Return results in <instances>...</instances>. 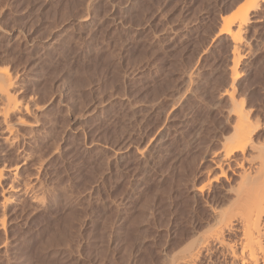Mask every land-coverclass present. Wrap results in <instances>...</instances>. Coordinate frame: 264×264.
Instances as JSON below:
<instances>
[{
  "label": "rangeland",
  "instance_id": "1",
  "mask_svg": "<svg viewBox=\"0 0 264 264\" xmlns=\"http://www.w3.org/2000/svg\"><path fill=\"white\" fill-rule=\"evenodd\" d=\"M243 1L0 0V64L44 105L34 143L6 156L29 157L30 186L5 210L0 264H169L208 230L235 102L264 126L263 3L236 68L222 31ZM223 252L198 264H232Z\"/></svg>",
  "mask_w": 264,
  "mask_h": 264
},
{
  "label": "bare ground",
  "instance_id": "2",
  "mask_svg": "<svg viewBox=\"0 0 264 264\" xmlns=\"http://www.w3.org/2000/svg\"><path fill=\"white\" fill-rule=\"evenodd\" d=\"M263 1L245 0L229 18H224L222 31L233 34L234 46L236 44L235 51L233 49L235 68L236 57L240 53L238 50H242L240 49L242 46L245 47L241 40V31L244 28L248 30L252 23H257L256 17L259 14L257 10L261 9L262 3L264 5ZM235 68L233 79L238 76ZM232 94L229 95L231 98ZM237 103L235 102L233 107L234 123L231 135L222 141L220 151L210 159L213 165L209 178L211 183L218 182L219 193L216 201L207 200L205 203L209 228L194 238L173 259L171 258L169 264H198L202 258L209 255L213 247L224 251L232 264H264V138L259 137L258 130L262 127L254 124L243 102ZM43 110L44 105L40 101L33 96H27L18 74L12 72L6 65L0 64V147H4L3 151L0 150L2 152L0 153V188L3 192L2 195L0 194L3 197L0 202V209L3 211V215H0V231L7 230L5 210L9 204L17 201L19 196L26 198L29 190L27 184L30 186V182H25L27 178L22 182L24 176L21 170V164L23 166L27 164L25 162L29 157L22 156L25 157L24 164L23 162L18 164V160L13 164L8 161V153L10 148L15 147L20 141L27 144L33 142L31 140L34 134L41 129L40 116L43 115ZM230 170L238 176V181L234 185L226 186L224 181L230 180L228 176ZM39 171L40 169L38 174L37 171L35 173L38 176ZM6 179H11L9 180L11 183L7 189H4L5 185L3 186L2 183ZM197 190L201 191V188H196ZM28 192L31 195L30 191ZM38 194L39 192L33 194L30 200L42 203L43 198ZM229 233H235L236 238L228 239Z\"/></svg>",
  "mask_w": 264,
  "mask_h": 264
}]
</instances>
